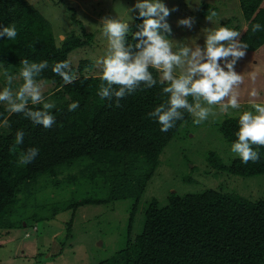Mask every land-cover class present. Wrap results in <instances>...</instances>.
I'll return each mask as SVG.
<instances>
[{
    "label": "trees",
    "instance_id": "obj_1",
    "mask_svg": "<svg viewBox=\"0 0 264 264\" xmlns=\"http://www.w3.org/2000/svg\"><path fill=\"white\" fill-rule=\"evenodd\" d=\"M239 1L247 27L236 43L255 52L264 46V0ZM210 11L216 12L202 14ZM237 21L222 23L233 39L241 28L233 25ZM133 28L135 33L119 40L128 60L91 74L90 61L69 63V55L91 39L57 43L48 21L27 0H0V230L29 227L27 220H13L23 198L37 200L36 187L73 198L95 187L102 196L77 197L52 204V210L53 216L74 215L86 205L132 200L122 248L99 264H264V198L217 189L171 192L166 206L153 199L141 211L161 155L190 121L202 93L180 77H162L167 72L155 66L132 67V57L150 55L155 45L144 17ZM21 75L52 87L16 97L8 81ZM220 130L246 152L228 165L216 157V168L233 176H264V139L250 132L246 118H228ZM139 215L142 231L134 236ZM73 222L72 216L66 223L67 241Z\"/></svg>",
    "mask_w": 264,
    "mask_h": 264
},
{
    "label": "rangeland",
    "instance_id": "obj_2",
    "mask_svg": "<svg viewBox=\"0 0 264 264\" xmlns=\"http://www.w3.org/2000/svg\"><path fill=\"white\" fill-rule=\"evenodd\" d=\"M27 1L48 21L57 43L91 39L69 55L71 66L90 61L91 74L128 60L119 40L135 33V22L144 17L155 36V45L150 55L132 57V67L155 66L167 72L162 77L175 75L201 90L190 121L183 124L160 157L140 201L141 211L153 199L166 206L171 192L183 196L217 189L251 200L264 198V176H233L217 169L215 161L217 157L228 165L246 152L244 146L224 138L220 125L228 118L244 116L250 132L264 139V46L247 52L236 43L247 27L239 0ZM209 8L216 12L203 15ZM229 19H238L233 25H241L234 39L222 30V23ZM30 81L25 75L9 79L13 83L10 91L16 97H25L52 87L48 81ZM184 96L182 91L181 101ZM49 189L36 187L37 200L23 198L18 205L13 222L24 219L29 227L0 230V264H99L122 248L132 200L86 205L74 215L65 211L53 216L54 205L87 195L100 197L102 192L88 188L73 198L68 193H48ZM72 216L73 234L67 241L66 223ZM142 219L139 215L135 220L134 236L142 231Z\"/></svg>",
    "mask_w": 264,
    "mask_h": 264
},
{
    "label": "water",
    "instance_id": "obj_3",
    "mask_svg": "<svg viewBox=\"0 0 264 264\" xmlns=\"http://www.w3.org/2000/svg\"><path fill=\"white\" fill-rule=\"evenodd\" d=\"M203 77L207 78V80H210V78H211V77H209V76L207 77V76H204V75H203Z\"/></svg>",
    "mask_w": 264,
    "mask_h": 264
}]
</instances>
